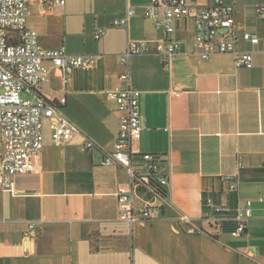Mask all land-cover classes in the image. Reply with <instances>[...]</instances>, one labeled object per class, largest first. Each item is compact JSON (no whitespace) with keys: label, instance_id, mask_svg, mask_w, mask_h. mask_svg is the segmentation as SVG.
I'll return each mask as SVG.
<instances>
[{"label":"crops","instance_id":"obj_1","mask_svg":"<svg viewBox=\"0 0 264 264\" xmlns=\"http://www.w3.org/2000/svg\"><path fill=\"white\" fill-rule=\"evenodd\" d=\"M213 1L194 0L199 6ZM226 1L234 4L236 48L254 50L252 68L238 67L233 53L203 59L194 51L190 18L179 23L181 48L166 64L156 51L162 28L144 15L152 0H29L27 24L41 47L65 46L97 59L67 82L46 62L40 95L65 99L62 113L79 132L57 146L45 118L40 172L16 176L14 191L0 189V264H264V13L256 9L264 0ZM129 6L136 14L128 26H115ZM245 31L258 35L257 46L244 39ZM131 40H147L149 49L124 62ZM123 72L142 91V134L132 152L158 154L157 173L170 179L165 196L133 190L136 208L145 200L154 208L151 219L131 223L119 219L117 197L132 189L131 176L123 166L101 163L120 123L107 91ZM88 138L96 143L92 150L84 147ZM133 163L148 174L138 166L141 159ZM247 199L252 216L246 231L233 235ZM220 206L226 210L218 212ZM30 221L39 234L26 245Z\"/></svg>","mask_w":264,"mask_h":264},{"label":"built area","instance_id":"obj_2","mask_svg":"<svg viewBox=\"0 0 264 264\" xmlns=\"http://www.w3.org/2000/svg\"><path fill=\"white\" fill-rule=\"evenodd\" d=\"M53 5H62L65 0H48ZM260 14L264 13V4L256 6ZM136 14V8L129 6L121 17L114 21L118 27H127L129 19ZM30 15L29 0H0V189L15 190V177L38 173L42 168L44 119L51 120L52 141L55 145L69 144L79 127L61 110L65 99L52 101L40 95V89L49 73L46 62L61 70L65 81L78 68L88 69L96 61L97 55L71 53L65 46L43 48L39 45V34L28 24ZM146 17L155 18L162 28L163 38L158 41L156 51L162 55L166 64L180 51L182 40L177 37V28L183 19H192L195 24L193 39L194 51L203 59L216 53H233L236 65L252 68L254 50H238V33L234 28V4L226 0H214L207 6H199L194 0H152L144 8ZM102 32L98 31L99 38ZM244 39L257 46L260 38L248 31ZM147 40H131L121 54V60L127 61L132 55L148 52ZM119 85L107 91L116 101L120 112L119 131L112 151L103 154L102 164H117L127 169L131 176L132 189L118 193L119 219L124 222L147 220L153 217L154 205L145 200L140 207L134 205V189L143 188L158 196H165V186L170 183L167 176L157 173L160 156L155 153L135 154L132 141L142 134L141 90L131 79L129 72L120 74ZM29 93L32 99L23 96ZM84 147L92 150L94 140L88 138ZM141 159L149 172L141 175L134 160ZM240 165V163H239ZM231 188H236L232 183ZM260 201L263 198L260 197ZM211 203V199H207ZM253 200L247 199L243 213L233 235L246 231V221L252 216ZM218 207V212L225 211ZM139 213V215H137ZM180 219L191 223V218L183 215ZM191 232L196 229L190 228ZM39 227L35 221L27 224L24 242L36 240Z\"/></svg>","mask_w":264,"mask_h":264},{"label":"rangeland","instance_id":"obj_3","mask_svg":"<svg viewBox=\"0 0 264 264\" xmlns=\"http://www.w3.org/2000/svg\"><path fill=\"white\" fill-rule=\"evenodd\" d=\"M23 96L29 98V96L25 92L23 93Z\"/></svg>","mask_w":264,"mask_h":264}]
</instances>
